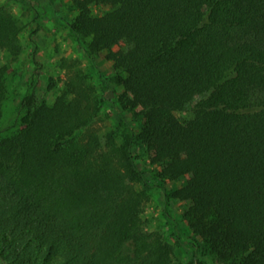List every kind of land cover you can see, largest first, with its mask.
<instances>
[{"label": "trees", "instance_id": "1", "mask_svg": "<svg viewBox=\"0 0 264 264\" xmlns=\"http://www.w3.org/2000/svg\"><path fill=\"white\" fill-rule=\"evenodd\" d=\"M94 5L105 9L94 15ZM73 8L69 32L106 51L122 88L118 120L105 143L82 135L96 110L79 94L60 89L51 103L23 95L20 126L0 134V264H173L168 242L140 222L153 187L166 206L185 204L189 264L197 253L264 264V0ZM21 29L0 5V50L19 49ZM7 94L0 65V113Z\"/></svg>", "mask_w": 264, "mask_h": 264}, {"label": "rangeland", "instance_id": "2", "mask_svg": "<svg viewBox=\"0 0 264 264\" xmlns=\"http://www.w3.org/2000/svg\"><path fill=\"white\" fill-rule=\"evenodd\" d=\"M0 5L6 6L22 24L20 48L0 50V65L6 67L8 88L2 101L0 134L20 126L23 110L19 104L24 94L34 92L39 99L51 103L60 89H67L83 97L82 101L89 109L94 107L96 110L82 135L91 132L106 143V134L114 130L118 120L116 99L122 88L117 83L111 61L105 58L106 51L91 52L90 37L74 35L66 27L65 24L75 16L73 0H0ZM104 9L92 6L94 15H100ZM176 115L182 119L188 113L181 111ZM124 116L131 119L127 113ZM113 134L114 143L118 145L120 136ZM138 165L145 169V176L151 183L149 161L142 157ZM134 187L142 189L139 183ZM166 209L170 215L168 220ZM184 209L185 204L178 200H172L166 206L163 192L153 187L146 191L139 214L144 229L160 234L168 242L173 264H189L194 256L190 236L180 229ZM198 262L225 264L212 254L203 256L197 253L194 263Z\"/></svg>", "mask_w": 264, "mask_h": 264}]
</instances>
